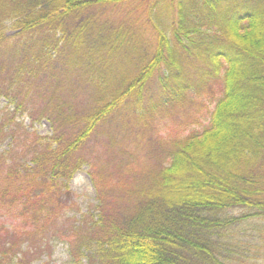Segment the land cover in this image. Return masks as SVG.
<instances>
[{
    "label": "trees",
    "instance_id": "16d2710c",
    "mask_svg": "<svg viewBox=\"0 0 264 264\" xmlns=\"http://www.w3.org/2000/svg\"><path fill=\"white\" fill-rule=\"evenodd\" d=\"M0 101V264L56 243L73 264L260 253L264 0H0ZM84 167L77 218L63 201Z\"/></svg>",
    "mask_w": 264,
    "mask_h": 264
},
{
    "label": "rangeland",
    "instance_id": "374dc122",
    "mask_svg": "<svg viewBox=\"0 0 264 264\" xmlns=\"http://www.w3.org/2000/svg\"><path fill=\"white\" fill-rule=\"evenodd\" d=\"M112 14H108L106 16V20L108 22H113ZM117 22V21H116ZM117 61L119 63H126L127 59L125 56H118ZM153 87V86H152ZM94 93V85L92 82H85L84 84V90L78 96L77 103L80 106L87 107V105L93 104V95ZM5 103L0 101V108H3ZM1 110V109H0ZM161 112H166L165 109H162ZM187 115V114H186ZM32 129H30L31 131ZM36 131H38L40 134L45 135L48 133H51V128L47 124V122H44L40 125H37L35 128ZM193 130V127L188 128V131ZM166 131H168V128L166 127ZM147 142L148 139H146ZM109 142L108 140L105 141L102 151H106L105 155H109L110 152L107 151V148H109ZM111 148V147H110ZM113 151L117 152V158L121 157L122 153H120L119 147L115 146L114 148H111ZM105 156V157H106ZM95 196L96 192L93 187V184L91 182V179L88 174V167H84L76 176L74 179L70 182L69 189L67 191V197L64 199L63 203L67 205L68 208L74 210L75 212H72L70 216L75 215L77 218L81 216V213H77L78 211H82V213H87L89 211V208L93 203H95ZM241 213V211L239 210ZM238 214L237 212H234ZM258 225V231L262 230L264 227V224L261 222L257 223ZM262 227V228H261ZM26 245V244H25ZM255 246L258 248L260 253H252L247 256L248 264H264V238L259 241V244ZM38 260L34 261V264H73L71 261V258L69 256L68 252V245L65 243H56L51 251L49 253H41L38 255ZM83 264H87L86 261H84Z\"/></svg>",
    "mask_w": 264,
    "mask_h": 264
}]
</instances>
